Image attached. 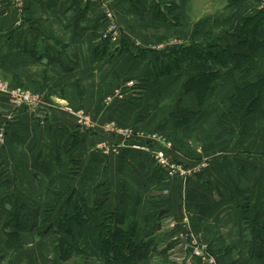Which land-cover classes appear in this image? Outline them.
Masks as SVG:
<instances>
[{
  "label": "crops",
  "instance_id": "obj_1",
  "mask_svg": "<svg viewBox=\"0 0 264 264\" xmlns=\"http://www.w3.org/2000/svg\"><path fill=\"white\" fill-rule=\"evenodd\" d=\"M160 2L175 3L172 11L177 15L176 23L164 14L161 3L155 7L146 0H24L20 7L12 0H0L1 74L15 76L27 88L65 101L73 109L85 110L91 121L89 126L78 125L73 114L52 100L48 103L43 99L32 109L14 108L7 95L0 93V125L7 128L0 153V193H6L0 197V224L8 221L19 204L35 210L46 204L60 207L70 196L75 200L82 193L80 199L85 206L101 207L87 214L90 222L98 224L105 211L114 212L123 226L136 222V241H148L152 251L147 259L131 264H209L191 255L192 237L209 245L216 264H261L260 245L253 239L258 232L253 224L264 222L260 175L264 92L255 116L228 127L217 122V113L224 108L222 97L206 104L203 114L189 116L190 122L175 131L169 117L161 122L158 117L150 121L152 114L149 121L139 123L137 112L142 106L147 108L146 97L168 92L171 78L182 73L185 75L181 78L191 75L203 64L187 61L179 73L157 81L148 59L132 57L133 48L148 49L154 39L167 41L178 34L184 36L181 39L185 44L191 39L192 26L188 28L185 16L194 8L195 0ZM106 4L115 10L123 44L129 47L112 58L94 51ZM222 34L223 45L261 59L262 50L253 46L239 49L233 45V37ZM202 37L199 33L193 40L200 42ZM262 37L258 31L254 39ZM257 65L255 62L253 73L264 76V70L261 73ZM140 79L148 81L147 88L134 90L135 85L125 82ZM226 87L228 94L231 89ZM107 97L111 98L106 102ZM181 104L196 110L191 95L182 97ZM111 122L134 125L141 133L163 125V138L172 142L166 149L172 161L192 167L204 159L209 165L195 177L171 176L154 165L149 153L131 147V142L152 144L140 137L109 154L103 153L98 144L115 143L117 138L104 130L105 124ZM192 139L199 146H192ZM203 140L205 148L200 147ZM216 191L221 198L214 195ZM91 192L94 196L87 194ZM90 196L94 198L92 203ZM245 203L251 209L249 228L244 226L239 211ZM17 211L20 223L27 226L18 233L23 247L9 248L4 233H0V264H84L77 258L62 262L58 240L69 238L58 232H39L32 223L39 225L40 216L30 221L29 214ZM185 212L190 224L182 227ZM4 231L11 234L14 227ZM8 243L11 245V240ZM88 264L104 263L91 258Z\"/></svg>",
  "mask_w": 264,
  "mask_h": 264
},
{
  "label": "trees",
  "instance_id": "obj_2",
  "mask_svg": "<svg viewBox=\"0 0 264 264\" xmlns=\"http://www.w3.org/2000/svg\"><path fill=\"white\" fill-rule=\"evenodd\" d=\"M160 3L163 4L165 9L164 14H172L173 19L171 21L176 23L178 18L172 11L176 8L175 5L153 2L155 7ZM260 30L263 37L261 40L254 39L256 33ZM232 35L237 41L236 46L239 49L253 46L254 49L263 50L264 12L261 11V17L258 12L256 15L241 19L239 24L237 23L235 26ZM207 38L203 43L191 39L187 44L167 47L161 51L140 48L137 53L132 52V57L140 59L145 57L149 60L151 74L157 81H161L165 77H171L173 74L176 75L181 71L182 64L187 61L203 62V67H199L193 74L184 76V78H181L180 75H178L180 77L175 76L173 78L174 80L177 77L178 79L181 78L179 81L181 90L173 101L174 105L171 107L169 117L171 123H173L174 131L186 126L190 122L189 116L203 114V108L206 104L219 100L221 97L224 100V108L217 113V122L223 127L234 125L255 116L259 112L264 92V76L251 79L256 62L254 56L235 51L229 45L220 44L213 40L210 34ZM121 46H119V49L110 50L109 43L103 41L96 44L94 51L96 55L99 53L103 57L108 54L105 52H109V57H113L129 50L128 45L121 43ZM211 65L221 68L227 67L228 70L213 69ZM139 81L137 85H141L143 89L148 87L147 80L140 79ZM173 81L170 79L169 83ZM228 84H232L233 88L225 95L224 86L226 87ZM188 95L193 96L195 99V111L182 107L181 99ZM222 95H225V97ZM125 100L129 101L130 98ZM80 202L81 206L85 204L82 200ZM71 203L72 196L66 200L65 206H62L60 216L57 213L54 216L57 221L55 227L49 225L52 221L50 220L49 223V217L44 216L42 220V225L48 226L47 230L52 229L55 233L62 231L69 238H61L58 241L57 251H59V259L62 262H68L73 258H81L84 264H88L89 259L96 258L102 260L104 264H115V262L131 264L149 257L152 251L151 244L145 240L138 243L135 239L136 222H130L128 225L123 226L119 223L114 212L105 211L102 213L101 221L94 224L86 217L87 215L81 207L78 208L76 203ZM44 207L46 215L55 210L53 205L46 204ZM100 209V205H96L94 209L88 212L89 216ZM239 211L244 226L249 228L252 221L251 209L245 203L239 206ZM19 216L18 211L15 210L14 213L10 214L5 224H0V233H4L7 241L11 240V245L15 249L23 247L18 233L27 229L25 224L20 223ZM11 225L14 227V232L6 234L3 228ZM253 225L259 233L253 239L260 245V257L261 261H264V225ZM74 229H76V232ZM75 233H77L76 237Z\"/></svg>",
  "mask_w": 264,
  "mask_h": 264
},
{
  "label": "rangeland",
  "instance_id": "obj_3",
  "mask_svg": "<svg viewBox=\"0 0 264 264\" xmlns=\"http://www.w3.org/2000/svg\"><path fill=\"white\" fill-rule=\"evenodd\" d=\"M146 1L149 3L150 2H152V3L153 2H160V0H146ZM232 1L234 2L233 4H232ZM23 3H24V0H23ZM171 3L173 5H175V3H173V2H166L165 4L170 5ZM105 10H109L112 13V21L116 25V32H117V40L116 41H112L109 37H104V30L107 28V25L109 23V20L107 19L106 15H105ZM261 11L264 12V0H195L194 8L192 7L189 9L188 12L186 11L187 15L185 16V19H186V24L187 23L189 24L188 28H191L190 26H192V31H191L192 32V35H191L192 40L194 37V33H195V35L200 33L203 35V37L199 43H203L208 39L207 37L210 34L213 40H216L218 43L222 44V40L220 39V35L222 33H223L222 36L226 35V36L233 37L232 33L234 32L235 26L237 25V23L239 24L241 19L248 17V16L256 15L258 12H259V15L261 17ZM173 13H175V11H173ZM229 13H232V14H229ZM167 14H168L170 19H173L172 14H169V13H167ZM101 18H102V27H101V30H100V33L98 36V41H99L98 43L106 41L109 43V49L110 50H113L116 48L119 49L120 48L119 46H121V44H120L121 41L123 43V37L124 36H123V32L121 30L122 28L119 25L118 18L116 17V12L110 4H106L103 6ZM209 19H211V20H209ZM213 21H216V22H213ZM224 30L226 31L225 33H224ZM260 33H261V30H260ZM181 38H184V36L178 34V35L167 38V41L162 40V39H154L153 44L148 48L152 49V50H156V51H161L167 47L184 45L186 42L183 43ZM191 39H189V41L187 40V42L189 43L191 41ZM232 41H233L232 42L233 45L236 44V42H237L234 39V37H233ZM139 49H140L139 47H135L132 49V51L137 53L139 51ZM262 51L263 52L261 53V59H256V62L258 63L257 66H259V69L261 68L260 69L261 73L264 70V49ZM105 53L109 54V52H105ZM108 54L104 55V58H112V57H109ZM101 56H103V55H101ZM1 73L2 72H0V84L6 85L7 87H9V89H19L21 91H29L31 93H37L41 97L42 100L43 99L47 100L48 103L51 102V100L56 101V103L63 105L64 109L65 108H71L74 111L81 109V108L73 109L68 104H66L65 101L63 102V101L56 100L54 98H51V96H49V95H44V93H42L40 91H36V90H32L30 88H27L28 86L25 85L24 83L22 84V82L20 80H17L15 78V76H5ZM254 73L251 75V77H252L251 79H256V78H259V76H261V74L257 75ZM183 74L185 75V73H182L180 76L183 77L182 76ZM180 76H178V77H180ZM178 77L176 80L171 78L172 81L173 80L174 81L169 83V86L171 89L168 92L162 93V94L159 93V94L155 95L154 97H151V96L146 97L147 99H149V100H147L149 102L147 108L145 109L144 108L145 106H142L139 109V111L137 112L136 119L139 121V123H144L147 120L149 121L152 118V114L154 115V118H152L150 121H152L153 119L156 120V117H158L160 119V122H161V121H163V119L167 120V118L170 117L169 108L171 105H174L173 101H174L175 97L180 93V90H181L180 84H179V81L181 80V78L178 79ZM125 82H127L126 83L127 85H129V83L131 86L135 85V87H137V88L134 90H138V88L143 89V87L141 85H137L140 82L139 80H132V81L126 80ZM228 87H229L228 90L232 89L233 85L228 84ZM224 88H225L224 94L226 95L227 91H225V90H227V87L224 86ZM144 91L146 92V89ZM0 93H3V92L0 91ZM3 94L7 95L8 102H10L9 101L10 100L9 95L6 93H3ZM225 95H222V96L225 97ZM143 97H145V95H143ZM110 98L111 97L105 98L106 102ZM213 102H215V101H212V103ZM143 103H145V102H143ZM9 104L12 107H14L11 102ZM144 105H146V104H144ZM23 108H25V107H23ZM32 108H35V107H29L28 109H32ZM67 111H69V110H67ZM86 114L89 116V114L87 112H86ZM89 119H90V117H89ZM160 122L158 123V125L161 124ZM115 125L117 127H121L122 129L123 128H131L136 135L137 134H145V135L158 134V135H161L162 138L164 137V135L162 134L163 125L156 126L155 127L156 129L154 128L153 130L146 131L143 133H141L142 131H140V132L137 131L134 128V125L133 126H126V125H120L119 126V124H115ZM6 137H7V128L5 125H0V153H1V150L3 149V147L5 146L4 143L6 141ZM164 139H166V141L168 142L167 138H164ZM170 140L173 141V138L171 139L170 135H169V141ZM261 140H262V137H261ZM174 141H176V140L174 139ZM130 142H128V144ZM171 143H170V147L172 146ZM190 143L192 146H199V144L197 145L196 143H194V140L191 141ZM200 143H201L200 147L205 148L206 143H204V140L200 141ZM133 144L138 145L139 147L135 148V147H133ZM130 145L133 149H137V151L143 150L146 153H149L147 150H145L146 147L149 146L150 149H153V148H157L159 146L156 143H152L151 145H147L143 142H141L140 144L131 142ZM263 147H264V142L262 141L261 147H260L261 148V167H262L260 175H261L262 188H264V183H263L264 182V176L262 178V175H264V171H263V168H264V150H263ZM150 159L157 168H161L160 165L157 164L156 161L151 156H150ZM180 165H182V167H184V168L196 169L197 172H200V171L205 170L208 167L209 163L206 160L202 159L199 162L195 163V165L192 167L185 166L184 164H181V163H180ZM0 166H2V164H0ZM162 169H164V168L162 167ZM164 170L166 171V173H168L166 169H164ZM2 174H3V172H2V169L0 167V178L1 179H3L1 177ZM197 174L198 173H193L190 177H195V176H197ZM173 175H176V174H173ZM173 175H171V176H173ZM188 177H185V178H188ZM262 179H263V182H262ZM2 182H3V180H0V183H2ZM4 194H6V193H3V194L0 193V197H4V196H2ZM83 194L86 195L85 193H83ZM87 194L94 196L92 194V192L87 193ZM79 195L80 196L74 198L75 200H72V203H76L77 207L78 208L81 207V209L87 215L90 210H92V209H94V207H96V204H93L92 206H85V204H82L83 206H81V202H80L81 199L80 198H81L82 193H80ZM214 195L221 198L219 191H216V193H214ZM89 199H90L89 203H92L94 200V198L91 196ZM263 200H264V192H262V190H261V201H263ZM95 203H97V201ZM56 205L55 206L53 205V207L55 208L54 212L53 211L49 212V214L47 213V215H46V212H44L45 207L43 205L40 209L37 208V210H35V209L27 207L25 204L24 205L19 204L17 209H15V210L22 211L25 215L29 214L32 217L30 221H32L35 217H36L35 218V221H36L38 216H40L41 220H43L44 216L49 217L48 218L49 223H50V220H52L49 225H52L53 227H55V225L57 224V221L55 220L56 218L54 216L56 215V213H57V215L60 216L61 211H62V206H64V204L61 205L60 207H57ZM27 208H29V209H27ZM7 210H10V208L8 207ZM24 210H25V212L26 211L27 212L25 213ZM263 211H264V208H261V215H262ZM185 215L187 216V218H189V215L187 212H185L181 217L183 218ZM262 217L263 216H261V219H262ZM189 219L185 223L186 225L182 224L181 223L182 221H181L180 222L181 226L182 227H183V225L188 226L190 224ZM32 225L41 233L42 232L43 233L53 232L52 229L47 230L46 228L48 226L45 224H44L45 226H43L42 221H40L39 225L37 223L36 224L32 223ZM261 225H264L263 221L261 222ZM3 229H5V228H3ZM45 229H46V231H45ZM59 233L63 236H66L62 231H60ZM4 239L6 241V245L9 248H10V246L12 247V245H9V243L5 237H4ZM0 243H1V239H0ZM73 259H75V258H73ZM73 259H71V260H73ZM77 259H79V261H82L81 258H77ZM261 264H264V261Z\"/></svg>",
  "mask_w": 264,
  "mask_h": 264
},
{
  "label": "built area",
  "instance_id": "obj_4",
  "mask_svg": "<svg viewBox=\"0 0 264 264\" xmlns=\"http://www.w3.org/2000/svg\"><path fill=\"white\" fill-rule=\"evenodd\" d=\"M12 3L17 7L22 6L23 0H12ZM105 15L109 20L107 28L104 30V37H109L112 41L117 40V32L116 25L112 21V13L109 10H105ZM0 91L9 95L10 102L15 108H29V107H37L42 104V99L37 93H31L29 91H21L19 89H9L4 84H0ZM69 110L71 114H73L78 122V125L81 126H89L90 119L86 112L82 109L77 111L72 110L71 108H66ZM104 130L113 135L116 138L115 143L107 144L106 142H101L98 144V147L101 149L103 153H110L113 150H116L117 147L123 146L126 142L133 140L134 138H145L149 142L156 143L159 146L163 145V148L157 147L150 149V147H146L150 154V156L156 161L160 167L167 170L169 175L178 174L182 177H190L193 173H197L196 169H187L182 167L180 163H175L169 158L167 150L170 147V143L166 141V139L162 138L161 135L152 134H135L131 128H121L117 127L114 123H106L104 126ZM133 147L138 148V145H134ZM182 219V223L185 224L189 218L185 215ZM186 225V224H185ZM189 246L191 248V255L194 257H198L207 261L209 264H216L215 260L211 257L209 251V245L207 243L199 242L195 238H190Z\"/></svg>",
  "mask_w": 264,
  "mask_h": 264
}]
</instances>
